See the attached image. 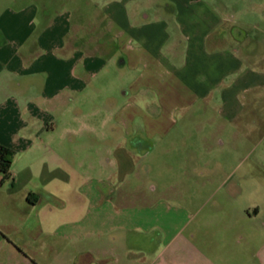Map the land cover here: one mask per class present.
<instances>
[{
	"label": "crops",
	"instance_id": "0c3cea01",
	"mask_svg": "<svg viewBox=\"0 0 264 264\" xmlns=\"http://www.w3.org/2000/svg\"><path fill=\"white\" fill-rule=\"evenodd\" d=\"M40 3L0 20L9 32L0 42V145L26 158L25 178L9 171L8 180L40 184L25 196L12 250L26 264H169L180 249L198 252L199 264H264V244L247 257L252 234L240 237L243 219L225 207L235 195L209 194L214 182L200 181L207 170L188 156L199 150L180 161L197 179L191 190L155 196L130 181L145 183L169 141L190 136L178 125L195 123L193 109L212 102L232 121L240 95L264 86V64L244 66L260 45L264 63V0ZM164 199L171 206L159 212ZM177 212L183 222L168 231Z\"/></svg>",
	"mask_w": 264,
	"mask_h": 264
},
{
	"label": "rangeland",
	"instance_id": "374dc122",
	"mask_svg": "<svg viewBox=\"0 0 264 264\" xmlns=\"http://www.w3.org/2000/svg\"><path fill=\"white\" fill-rule=\"evenodd\" d=\"M29 4L40 8L41 3L40 0H0V20H11L12 18L18 19L21 17L23 19L24 13L21 9ZM40 13L42 14L40 11L37 12L36 21H39V18L42 17ZM56 14L53 10L43 12V15L49 18ZM83 14L86 15L87 13ZM257 21V17H254L253 22L257 23ZM5 37H9V32L0 28V42ZM262 49L260 45L258 53L256 51L251 59H244V66H249L250 68L261 67L264 63L257 56H260ZM251 92L240 95L238 101L241 109L238 116L232 121L217 115L216 105H212V102L210 106L193 109L189 116L195 118V123H179L178 125L179 133L189 132L190 136L184 141H169V147H165L169 148L168 155L160 157L159 162L158 159L155 160L158 166H154L149 173L144 175L143 180L145 183L141 182L135 175L130 178L133 190H136V186L139 187L141 183L144 185L145 191L147 187L154 186L155 192L153 194L155 196H168L170 198L177 196L179 191L184 189V191L191 190L197 180L190 173L186 174L180 171L182 167V162L180 161L182 159L186 160L187 151L195 152L199 150L200 154H197L198 151H196V156H191L194 154L193 152L188 153V156L190 160L196 158V161H199L200 165L205 168L204 170H207L204 172L205 179L200 178V181L204 180L210 184L214 182V187L209 188L207 193L219 191L217 194L223 195V192L227 190L235 195L234 200L227 203L225 207L230 209L228 211L236 217L243 219V221H240L242 222L240 237L243 234L242 230L245 232L247 229L248 233L252 234L253 239L247 240L246 238L241 241L242 244L249 242V246H252L245 253L247 257L251 256L253 251L256 253L260 245L264 244V86L254 88ZM199 133L201 136H199ZM204 138H206L205 141ZM183 150H186L184 155L177 154ZM34 158L29 154L27 163L33 165L34 175H37L36 173L39 170H35L38 165L34 162ZM136 161L138 162V159ZM147 161H150V157L147 158ZM167 162L174 165V169H168ZM25 163L26 158L14 155L10 172L25 178L26 175L23 174L26 169ZM1 178L2 175L0 173V182ZM223 181L225 184L222 187H218ZM39 187L40 184L37 179L30 181L27 186L20 183V181L15 185H12L10 180H4L0 183V264H26L21 259L18 251L16 249L12 250V244H15L17 238H22L20 231L19 233L15 231L17 229L20 230L25 221V213L23 211L25 196L29 192L37 193ZM169 206L171 205L164 199V202L159 205L158 211H165ZM249 209L251 214L253 212L251 219L246 218L245 214ZM177 213L179 214V212ZM179 215L180 217L173 222L172 228H169L168 231H174L180 227L183 222V214L180 212ZM51 222L54 223V221ZM154 222L159 225L164 223L162 219L154 220ZM187 253L192 256L191 259L188 258ZM198 256V252L194 250L185 251L180 249L173 253L169 264H199ZM239 260V264H241V261H243L241 256ZM158 264L163 263L159 260ZM253 264H259L258 259Z\"/></svg>",
	"mask_w": 264,
	"mask_h": 264
},
{
	"label": "trees",
	"instance_id": "16d2710c",
	"mask_svg": "<svg viewBox=\"0 0 264 264\" xmlns=\"http://www.w3.org/2000/svg\"><path fill=\"white\" fill-rule=\"evenodd\" d=\"M13 156H14L13 151L0 145V173L2 175L0 183L10 178L9 171ZM30 196L32 195L30 194Z\"/></svg>",
	"mask_w": 264,
	"mask_h": 264
}]
</instances>
